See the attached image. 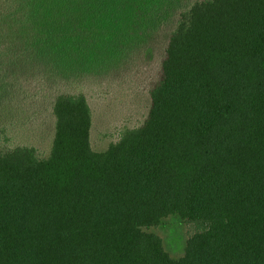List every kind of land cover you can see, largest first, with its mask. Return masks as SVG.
<instances>
[{
    "label": "trees",
    "instance_id": "1",
    "mask_svg": "<svg viewBox=\"0 0 264 264\" xmlns=\"http://www.w3.org/2000/svg\"><path fill=\"white\" fill-rule=\"evenodd\" d=\"M153 60L143 119L95 151L80 87ZM18 94L52 139L0 131V264H264V0H0V110ZM168 215L177 258L146 230Z\"/></svg>",
    "mask_w": 264,
    "mask_h": 264
},
{
    "label": "rangeland",
    "instance_id": "2",
    "mask_svg": "<svg viewBox=\"0 0 264 264\" xmlns=\"http://www.w3.org/2000/svg\"><path fill=\"white\" fill-rule=\"evenodd\" d=\"M158 61L143 65L132 74L111 81L85 82L82 89L92 112L90 143L102 151L115 141L124 127L136 126L143 119L148 104L147 89L156 75ZM18 102L17 105H13ZM1 137L8 146H33L41 156L47 154L52 139L49 101L43 95L18 94L9 108L0 110ZM158 235L164 250L173 258L183 254L190 228L177 215H168L154 227L146 229Z\"/></svg>",
    "mask_w": 264,
    "mask_h": 264
}]
</instances>
